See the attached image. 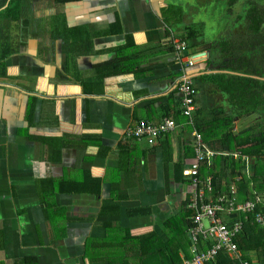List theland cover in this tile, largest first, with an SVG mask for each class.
<instances>
[{
	"label": "crops",
	"instance_id": "1",
	"mask_svg": "<svg viewBox=\"0 0 264 264\" xmlns=\"http://www.w3.org/2000/svg\"><path fill=\"white\" fill-rule=\"evenodd\" d=\"M214 1L23 0L21 20L2 22L0 264L27 257L34 264H121V253L137 262L130 238L156 232L163 239V223L184 214L193 188L173 171L191 144L189 130L168 135L170 150L167 140L151 147L125 133L178 109L172 39L184 41L188 54L209 52L191 74L197 109L214 106H205L215 98L202 78L220 72L221 56L207 47L241 12L217 24L220 35L207 34ZM196 13L206 28L188 41ZM111 62L121 73L105 76ZM192 160L184 158L183 171ZM86 173L101 180L99 196L85 183L81 192L60 187ZM177 255L189 257V248ZM248 259L259 264L253 252Z\"/></svg>",
	"mask_w": 264,
	"mask_h": 264
},
{
	"label": "trees",
	"instance_id": "2",
	"mask_svg": "<svg viewBox=\"0 0 264 264\" xmlns=\"http://www.w3.org/2000/svg\"><path fill=\"white\" fill-rule=\"evenodd\" d=\"M248 3L250 6L243 9L237 16L236 22H240L238 28L225 31V35L219 39L220 41L207 47L213 51L217 50L221 60L218 63L220 72L202 78L214 89L212 91L215 104H212L214 106L211 109H206L207 114L200 107L195 114L197 132L202 136L206 146L217 153L211 159L209 166L202 163L199 169L198 178L201 181L206 177H211L212 191L206 194V200H214L220 195H230L233 186L236 188L238 201L250 200L253 191L264 194V6L254 1ZM22 6L23 0H0V11L5 7L0 12V19L8 21L17 19ZM195 34V29L189 27L185 39L190 41V38ZM115 63L111 62L103 66L105 68L106 65H110L106 68L109 70L105 76L121 73L117 65H114ZM0 66L3 69V65ZM252 115H256L257 118L252 126L234 132L236 121H242ZM167 118L174 120L177 124L184 121L178 109L168 110ZM186 130L189 128L184 132ZM166 140L170 150L171 139L168 135L163 138V141L159 140L161 141L159 144L162 146V142L164 144ZM59 147L60 145L56 149L57 155ZM184 152L183 159L174 165L173 177L175 181L188 185L190 181L183 176L185 167L183 162L184 158L193 156L191 146L185 144ZM235 152H240L251 159L252 173L249 177L243 173L244 164L242 161H235L232 156L221 155L222 153ZM168 153L170 155V152ZM167 158L169 159L170 156ZM238 176L241 179L235 181ZM84 183L90 188L95 187L94 194L99 196L101 180L91 178L87 173L81 182H62L60 187L69 192H81L85 189L77 188V186L84 185ZM68 185L70 186L67 190L66 186ZM183 207L185 208L183 215L172 217L162 225V231L167 238L166 242H163L156 232L140 237H131V242L137 245L138 250L133 254L139 262L128 263L127 260H124V264H180L181 260L177 255L178 242L184 236L187 240L186 246L189 248L187 230L191 217L194 215V212L187 209L185 204ZM138 212L143 213L140 211L134 213ZM233 220H239V216L233 215L230 221ZM236 243L242 259L249 260L248 255L253 252L263 259L258 260L259 264H264V232L250 219L244 222ZM148 248L151 251H148ZM201 248L204 247L200 245L198 249ZM187 251L188 249L184 253ZM160 253L162 258L159 257ZM119 256L122 257L125 254L121 253ZM121 257L118 259L120 260ZM216 262L217 264H239L236 260H230L225 253H221ZM34 263V258L27 257L16 264ZM111 264H117L116 260L111 261Z\"/></svg>",
	"mask_w": 264,
	"mask_h": 264
},
{
	"label": "built area",
	"instance_id": "3",
	"mask_svg": "<svg viewBox=\"0 0 264 264\" xmlns=\"http://www.w3.org/2000/svg\"><path fill=\"white\" fill-rule=\"evenodd\" d=\"M171 46L174 59L180 66V76L174 90L179 97L178 110L184 118L183 123L177 124L168 118L158 124L140 120L125 134L127 138L152 147L177 128H189L193 160L183 171V176L190 181L193 188L186 207L192 210L194 215L187 230L190 242L189 257L180 256V264H217L216 259L221 253H225L230 260H236L239 264H250L242 259L236 239L242 231L244 222L249 219L264 232V195L253 191L250 200L238 201L236 188L233 186L230 195H220L214 200H206V194L212 191L211 177L201 181L198 178L199 169L202 163L209 166L217 153L206 146L195 127L197 90L193 81L194 76L191 74V69L204 54H188L187 44L180 40L172 39ZM221 155L232 156L235 161H242L243 173L247 177L251 175L252 161L249 157L240 152ZM240 179L238 176L235 181ZM233 215H238L239 220L230 221ZM200 245L204 248L198 249Z\"/></svg>",
	"mask_w": 264,
	"mask_h": 264
},
{
	"label": "rangeland",
	"instance_id": "4",
	"mask_svg": "<svg viewBox=\"0 0 264 264\" xmlns=\"http://www.w3.org/2000/svg\"><path fill=\"white\" fill-rule=\"evenodd\" d=\"M186 1L187 0H173V2L177 3L178 5L181 4L183 6H184V3ZM203 1L207 3L208 1H213V0H203ZM250 1L257 2L260 5L264 6V0H215L214 1L215 4H212V3L209 4L208 7L211 8V6L213 5L214 8H215V9H213V11H211L212 14H213V17L215 18V21H212L213 19H212V17H210V23H209V27L210 28H209V30H207V34H210V33H213V32H217L218 35H220L221 32H222V29L221 28L217 29L216 28L217 24L218 25L222 24V26H227L229 24L230 20L235 19V14L238 11L242 12L243 9H246V7L250 6V3H248ZM190 2H191V0H190ZM227 9H231V11H232L231 15H229V12L227 11ZM180 11L181 10L179 9V12ZM192 20L194 21V22H192V24H193V29H195V32H198L199 29L204 32V30L206 28L204 26L205 25L204 23H206V22H204L205 18L201 14L198 15V13H196V15L192 18ZM239 24H240V22L239 23H237V22L230 23L228 28L229 29H233V28L236 29V28H238ZM224 32H225V30L223 31V35H225ZM200 94L201 95L198 98V100H199L200 103H202V99L205 98V94H204V92H200ZM211 105H212V103H210L209 101H207L205 103L206 107H209ZM201 106H202V104H201ZM201 109L204 110L203 108H201ZM206 111L207 110L205 109L203 112L207 114ZM256 119H257L256 115H252L249 118L244 119L242 121H236L234 123V131L235 132H239L242 129H245V128L249 127V126H252L255 123ZM262 195H264V194H262ZM179 230H181V229H179ZM164 239H166V236L162 239L163 242H165ZM178 243H179V251L180 252L181 251L184 252V251H186L188 249L187 246H186L187 240H186V238L184 236L180 238ZM130 255L131 256H135V255H132L131 253H130ZM119 257H121V256H119ZM125 258H127V256L121 258L119 260V262L122 263ZM134 260L139 262L137 257H135Z\"/></svg>",
	"mask_w": 264,
	"mask_h": 264
},
{
	"label": "flooded vegetation",
	"instance_id": "5",
	"mask_svg": "<svg viewBox=\"0 0 264 264\" xmlns=\"http://www.w3.org/2000/svg\"><path fill=\"white\" fill-rule=\"evenodd\" d=\"M2 10H4V7L2 8ZM2 10H1V11H2ZM1 11H0V12H1ZM18 15H19L18 18H17V19H14L13 21H16V20L19 21V20H21V17H22V15H23V11L21 10V11L18 13ZM4 21H8V20L0 19V25H2V24H3L2 22H4ZM1 48H3V47H1ZM0 116H1V115H0Z\"/></svg>",
	"mask_w": 264,
	"mask_h": 264
},
{
	"label": "water",
	"instance_id": "6",
	"mask_svg": "<svg viewBox=\"0 0 264 264\" xmlns=\"http://www.w3.org/2000/svg\"><path fill=\"white\" fill-rule=\"evenodd\" d=\"M203 54L206 56V59L208 60L209 59V52H202L201 55H203ZM239 75H241V74H239ZM260 80H263V79H260Z\"/></svg>",
	"mask_w": 264,
	"mask_h": 264
}]
</instances>
